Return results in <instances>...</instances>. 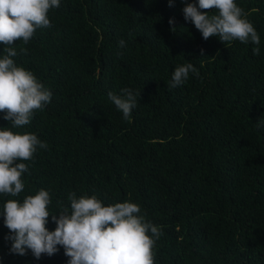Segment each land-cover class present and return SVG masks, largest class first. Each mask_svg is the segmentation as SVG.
<instances>
[{"label":"trees","instance_id":"16d2710c","mask_svg":"<svg viewBox=\"0 0 264 264\" xmlns=\"http://www.w3.org/2000/svg\"><path fill=\"white\" fill-rule=\"evenodd\" d=\"M172 2L60 0L50 27L12 45L17 66L52 97L19 129L0 112V129L47 145L21 161L25 188L0 194V213L40 189L52 214L71 211L72 192L104 206L129 201L161 230L155 264H264V0H236L259 45L205 40L183 13L198 0ZM188 63L199 74L171 88ZM125 88L138 94L127 120L108 98ZM47 227H57L51 216ZM9 234L0 215V264H68L61 246L39 259L11 253Z\"/></svg>","mask_w":264,"mask_h":264},{"label":"clouds","instance_id":"9594fccd","mask_svg":"<svg viewBox=\"0 0 264 264\" xmlns=\"http://www.w3.org/2000/svg\"><path fill=\"white\" fill-rule=\"evenodd\" d=\"M60 0H0V44L5 45L0 58V112L12 128L30 124L36 110H42L51 102L52 92L36 78L33 72L17 66L13 57L16 41L27 44L37 28L50 27L48 12L59 7ZM169 6H174L169 0ZM215 9L210 15L208 11ZM185 20L194 23L202 37H218L223 43L240 41L259 45L261 38L247 14L236 0H198L183 8ZM170 25L175 20H169ZM119 46H125L120 40ZM203 51V50H202ZM26 54L27 49L21 48ZM259 55V47L253 48ZM199 74L193 64L175 68L171 88L182 85L189 74ZM120 95L108 93L109 100L129 119L136 107V95L131 89L121 90ZM34 133H19L8 127L0 129V194L18 197L24 190L23 174L29 171L21 161L33 158L38 148H46ZM71 211L58 214L49 211L52 203L50 191L40 189L22 201L9 199L0 215L10 230L5 237L11 241L10 252L24 256L30 250L37 259L43 254L52 256L61 246L69 257L68 264H155V244L161 230L141 215V208L133 202H117L104 206L96 196L69 194ZM57 227L50 231L49 217ZM149 232L151 235H149Z\"/></svg>","mask_w":264,"mask_h":264}]
</instances>
